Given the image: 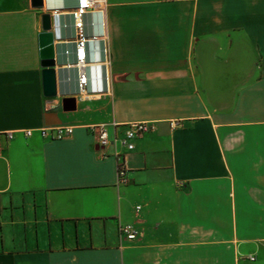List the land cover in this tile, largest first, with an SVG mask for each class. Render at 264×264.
Wrapping results in <instances>:
<instances>
[{"label": "crops", "instance_id": "obj_1", "mask_svg": "<svg viewBox=\"0 0 264 264\" xmlns=\"http://www.w3.org/2000/svg\"><path fill=\"white\" fill-rule=\"evenodd\" d=\"M105 2L85 22L109 68L91 57L80 95L59 58L48 100L41 18L59 11L71 41L77 0H0V264H264V0ZM133 123L154 132L122 151L117 185L114 148L89 128L113 140ZM49 127L74 134L52 142ZM120 225L140 236L122 241Z\"/></svg>", "mask_w": 264, "mask_h": 264}, {"label": "built area", "instance_id": "obj_2", "mask_svg": "<svg viewBox=\"0 0 264 264\" xmlns=\"http://www.w3.org/2000/svg\"><path fill=\"white\" fill-rule=\"evenodd\" d=\"M106 8L105 0H77V6L70 11L68 15L72 18V28L75 32L74 38L69 41L63 39V31L67 30L68 26H62L61 22L56 34L55 45L62 49L58 50V58H71L72 63L66 65L68 68H74L77 70L78 79L77 87L80 95H87V88L90 83V79L86 73L87 68L92 64L90 58L100 55L102 58L101 64L105 68L110 66V53L107 41L103 36L99 35H87V24L85 18L94 13L103 14ZM61 13L59 11H53L50 16L53 21L60 19ZM95 24H91L94 27ZM104 27V24H102ZM54 30V27H53ZM71 44V49H65L64 47ZM100 45L99 50H96L92 45ZM117 127L116 125H114ZM96 134L98 151H105L106 149L113 147V157L117 162V185H125L127 181V156L123 154V150L127 153L135 150V142L144 138L146 135L154 132L153 124L150 123H133L125 126L123 137H115L110 140L106 126H94L89 128ZM33 131L23 132L25 138H30L33 135ZM40 135L49 139L52 142H59L68 139L73 136V127H49L39 130ZM7 141L13 139L14 134L8 133L2 135ZM101 153V158L105 159L108 156L105 152ZM141 208H136L139 212ZM119 236L122 241L133 243L140 236V231L134 225H120ZM249 261L254 262L255 257L250 256Z\"/></svg>", "mask_w": 264, "mask_h": 264}, {"label": "water", "instance_id": "obj_3", "mask_svg": "<svg viewBox=\"0 0 264 264\" xmlns=\"http://www.w3.org/2000/svg\"><path fill=\"white\" fill-rule=\"evenodd\" d=\"M32 8L43 9L44 0H31ZM60 19L53 21L50 14L43 15L41 18L42 33L38 36L39 54L42 68L43 96L48 100L58 97V77L56 67L58 64V47L55 45L56 34L60 25ZM54 27V30H53ZM62 109L65 113L76 110V99H63Z\"/></svg>", "mask_w": 264, "mask_h": 264}]
</instances>
